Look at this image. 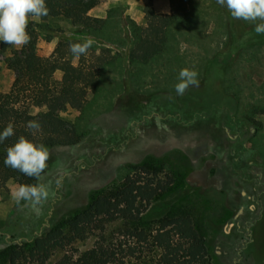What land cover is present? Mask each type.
<instances>
[{
	"label": "rangeland",
	"instance_id": "rangeland-1",
	"mask_svg": "<svg viewBox=\"0 0 264 264\" xmlns=\"http://www.w3.org/2000/svg\"><path fill=\"white\" fill-rule=\"evenodd\" d=\"M101 1L96 9L109 5L100 34L103 41L93 39L88 52L98 56L109 46L118 58L106 65L98 84L81 86L85 101L66 103L62 108L36 106L28 97L18 103L22 112L33 117L52 108L76 122L84 135L79 147L58 151V156L66 157L60 168L51 170L47 162L44 182L51 181L50 196L40 214L28 202L17 203L12 198L17 186L34 184L35 178L19 176L0 188V264H9L8 247L15 241L30 242L35 233L47 229L44 224H61L88 206L95 195L121 186L130 168L145 163L175 174L176 187L153 202L136 224L153 226L163 215H180L183 226L179 233L210 256L213 264H264V42L234 51L230 48L233 29L243 36L246 26L261 21L229 17L217 0H192L189 18L168 28L162 52L147 62L132 61L135 27L149 23L152 0ZM28 32L31 39L26 48L0 41L2 96L10 94L17 74L14 61L23 48V55L34 49L39 56L49 57L59 41L88 37L82 25L64 16L38 21L30 17ZM262 35L253 32L251 38ZM214 56L226 61L227 83L242 92L240 122L246 123L250 133L245 127L231 131L222 112L178 121L169 110L176 104L171 95L176 92L180 70L194 69L200 82ZM67 57L79 63L80 57ZM63 75L64 69L55 70L51 95L61 94ZM156 91L159 95L150 100ZM133 101L142 108L130 107ZM241 136L245 147L256 148L260 154L250 152L246 158L262 160L263 167L238 165L245 170L240 179L231 164L236 148L244 144L237 140ZM60 177L63 179L57 184ZM122 224V220H112L107 228L115 230ZM95 240L89 234L69 246V252L89 249ZM65 252L57 249L47 262L28 264H54Z\"/></svg>",
	"mask_w": 264,
	"mask_h": 264
},
{
	"label": "trees",
	"instance_id": "trees-1",
	"mask_svg": "<svg viewBox=\"0 0 264 264\" xmlns=\"http://www.w3.org/2000/svg\"><path fill=\"white\" fill-rule=\"evenodd\" d=\"M96 1L46 0L48 16L67 17L72 23L82 25L87 30L88 37L102 40L100 34L106 23L105 18L88 13ZM191 1L170 0L172 8L170 14L157 13L153 8L149 9V23L144 27H135L136 40L129 58L132 61L147 62L160 54L168 40V28L177 21L189 18ZM222 7L231 17L226 6ZM230 25H233V22ZM255 26H246L244 37L237 36L233 29L234 40L230 47L232 51L264 42V35L258 39L251 38ZM76 42L83 41L75 39L59 41L49 57L39 56L34 49L23 55L26 50L23 48L21 55L15 59L17 74L10 94L0 95V132L9 122L14 126V135L0 142V188L13 178L26 177L4 163L7 148L16 143L19 136L24 135L49 149L48 162L51 163V170L60 168L66 160L65 156L61 158L57 155L58 151L66 149L71 151L82 144L83 130L76 122L62 117L58 111L51 108L33 117L18 107L23 97H28L36 106L45 104L59 108L65 107L66 103L85 101L86 96L81 86L98 84L106 65L114 62L118 55L113 53L111 47L104 46L98 56L87 52L86 55L80 56L79 63L75 64L67 56L72 54L69 45ZM58 68L64 69L62 92L53 96L49 93L50 79ZM226 68V61L219 56L212 57L198 87L189 88L183 96L177 95L176 92L172 93L171 96L175 97L176 101V104L169 108L172 115L180 121L195 117L207 118L222 112L231 131L243 129L246 123L240 122L242 92L231 88L227 83ZM158 95L156 91L150 96V100L153 101V97ZM129 106L136 110L142 108L140 103L136 104L134 101ZM30 120H36L40 124V129L34 136L31 130L27 129ZM250 132L249 130L248 133ZM237 140L244 144L236 148L231 165L234 175L236 173L241 179L245 170L238 168V165L244 163L241 167L247 165L262 168L263 162L256 161L255 157L248 160L246 157L250 152L253 156L260 155L258 149L245 147L246 142L242 136ZM48 172L46 169L43 181ZM37 182L35 180V183ZM175 187V174L157 164L133 166L118 188L95 195L88 206L59 225L44 224L47 229L35 233L30 242L15 241L8 247L9 264L45 263L57 249H65L66 252L54 264H213L210 256L202 254L192 240L179 233L183 226L180 215H163L153 226L136 224L153 202L170 194ZM117 219L123 221L122 226L115 230L108 229L107 224ZM89 234L96 236L91 248L83 251L76 249L77 253L69 252V246H73L79 239H84Z\"/></svg>",
	"mask_w": 264,
	"mask_h": 264
},
{
	"label": "clouds",
	"instance_id": "clouds-1",
	"mask_svg": "<svg viewBox=\"0 0 264 264\" xmlns=\"http://www.w3.org/2000/svg\"><path fill=\"white\" fill-rule=\"evenodd\" d=\"M221 6H226L231 17L244 21H261L257 23L254 31L264 34V0H217ZM49 9L46 0H0V41L17 48L30 42L28 25L30 17L38 21L47 17ZM91 37H85L83 42L69 45L75 58L86 55L93 45ZM198 73L194 69L182 68L178 75V83L175 85L177 95L183 96L190 87H198ZM27 129L33 136L39 131L40 124L36 120L27 123ZM14 135V126L9 122L0 132V142ZM4 163L14 170H18L26 176L35 178V184H23L12 191V198L19 203L28 202L32 209L40 214L43 204L50 196L51 181L45 183L43 174L48 167L49 149L44 144H37L24 135L19 136L16 143L7 148ZM63 177L56 180L59 184Z\"/></svg>",
	"mask_w": 264,
	"mask_h": 264
},
{
	"label": "crops",
	"instance_id": "crops-1",
	"mask_svg": "<svg viewBox=\"0 0 264 264\" xmlns=\"http://www.w3.org/2000/svg\"><path fill=\"white\" fill-rule=\"evenodd\" d=\"M100 2H102L101 0H97L96 2H94L92 4V6L89 8L88 13L93 15V16H98V17H106L107 16V8L109 5H106L105 7H99L98 9H96L97 5L100 4ZM152 7L154 8L155 12L157 13H162V14H170L172 12V8H171V2L170 0H152ZM118 31L121 32V25L120 22H118Z\"/></svg>",
	"mask_w": 264,
	"mask_h": 264
},
{
	"label": "flooded vegetation",
	"instance_id": "flooded-vegetation-1",
	"mask_svg": "<svg viewBox=\"0 0 264 264\" xmlns=\"http://www.w3.org/2000/svg\"><path fill=\"white\" fill-rule=\"evenodd\" d=\"M189 90V89H188Z\"/></svg>",
	"mask_w": 264,
	"mask_h": 264
}]
</instances>
